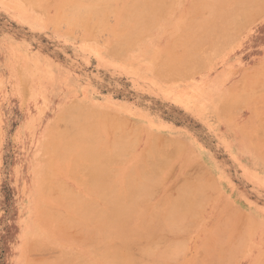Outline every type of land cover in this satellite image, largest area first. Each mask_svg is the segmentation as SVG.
I'll use <instances>...</instances> for the list:
<instances>
[{"label": "rangeland", "instance_id": "374dc122", "mask_svg": "<svg viewBox=\"0 0 264 264\" xmlns=\"http://www.w3.org/2000/svg\"><path fill=\"white\" fill-rule=\"evenodd\" d=\"M29 1L0 0V264L62 262L65 245L39 239L36 226L41 221L40 204L44 198L39 193V183L49 160L44 147L49 138L60 135L58 120L66 122L78 116L72 109L101 113L120 121L123 128L138 136L174 143L165 153L174 159L177 147L179 162L163 190L176 199L174 188L187 176L209 193L200 201L202 205L198 202L192 218L191 214H181L184 217L179 216L180 222L176 218L164 220L179 223L168 228L169 232L162 230L163 242L156 244L158 250L154 253L163 250L169 258L150 255L147 247L152 244L141 238L128 250L133 264H263L264 184L252 178L246 168L264 175V152L255 153L248 146L252 153H242L241 162L234 149L239 150L236 143L244 127L264 114V67H260L264 65V3L245 26L236 25L228 37L217 40L212 33L179 76L153 80L149 72L155 58L153 51L165 49L174 35L170 20L159 22L148 35L137 38L124 56H118L108 49L95 50L87 45L82 26L85 22L70 23V12L62 11L67 0ZM129 2L116 6L124 8ZM188 3L171 0L162 15L175 21ZM60 9L62 19L57 18ZM109 16L107 28L116 26L117 18ZM107 28L93 37L95 45L113 42ZM201 36L206 37V33ZM132 65L134 70H130ZM255 68H260L256 72L260 77L262 71L263 79L252 73ZM252 79L254 83H250ZM235 89L239 92L230 95ZM199 90L213 106L206 116L197 105L190 107L185 102L187 96ZM234 95L238 99L234 100ZM218 108L226 109L218 113ZM143 148L144 141H140L133 149ZM181 172L183 176L179 177ZM159 221L163 219L156 222ZM77 227L71 226L74 230L69 228L66 234L56 230V236H76L73 240L79 241ZM235 234L239 238L234 236L238 239L234 241Z\"/></svg>", "mask_w": 264, "mask_h": 264}, {"label": "bare ground", "instance_id": "6f19581e", "mask_svg": "<svg viewBox=\"0 0 264 264\" xmlns=\"http://www.w3.org/2000/svg\"><path fill=\"white\" fill-rule=\"evenodd\" d=\"M31 1L29 2L31 3ZM126 1L67 0V4H64L66 5L65 10L63 6L62 11H64L63 13L70 12L71 17L68 15L67 18L70 23H76V20L85 22L82 26L85 27L84 34L88 46L95 50L108 49L118 56H124L127 53V48L137 38L140 39L148 35L159 22L164 19L170 20L174 35L170 38L165 49L159 51L154 49L153 51L155 58L151 60L149 70L153 75V80L157 78L169 80L172 76H179V73L183 71L181 69L191 65L189 63H192V57L195 58V52L200 49L203 42L209 39L212 33L217 40L228 37L236 25L245 26L246 22L257 13L256 9L264 3V0H187L188 7L185 8L186 5H184L181 17L172 21L171 18H167L168 16L162 15L167 11L168 3L171 0H128L130 2L124 8L116 6L117 3L124 4ZM48 8L50 9L49 6ZM60 11L61 9L57 10L58 13ZM22 12L26 17L28 16L26 11L22 10ZM60 14L57 16L58 19L63 18V14ZM108 15L117 18L116 26L107 28ZM103 28L110 31L113 42L97 46L94 43V38ZM204 32L206 37L202 38L201 35ZM262 66L264 67V65L260 67ZM255 69L252 73L259 71L257 69L260 68ZM130 70H134V65ZM260 72L263 76L264 73L262 75V71ZM254 75L256 76L257 72ZM255 76L252 75L253 78ZM260 77L258 76L259 79H263L264 76ZM254 82L253 79L250 81V83ZM252 86L254 89L257 88L256 85V88L254 87V84ZM248 87H246L248 89L246 91H249ZM202 91L199 90L198 93L187 96L185 102L190 107L192 104L197 105L202 110L203 116H206L213 106L210 103L211 100L206 98ZM236 91L239 92L235 89V92L231 91L230 95ZM236 98L235 96L234 100ZM258 105L259 103L255 106L259 107L260 105ZM222 109L226 108L215 110L218 113H224ZM71 111L77 113L78 116L71 121L58 120L57 126L61 131L60 135L49 138L44 147L49 160L46 161L43 178H39L41 179L39 193L44 196L40 204V208L43 210L41 221L36 226L41 234L39 239L43 238L48 243L55 241L65 245L61 264H133L134 259L129 248L141 238H144L148 245L152 244L151 247H147L150 255L151 253L162 254L169 258L170 255H166L163 250H159L160 252L157 254L154 253L157 249L156 244L161 243L162 233L166 229L169 232L168 228L179 224L181 214L185 217L191 214L190 218L194 216L193 213L199 208L198 202L208 197L209 193H206L205 186L198 181L195 182L196 180L193 183L192 178L186 176L174 188V194H178L176 199L175 196L171 198L172 194L164 191L163 185L175 163L179 162L177 147H175L177 156L174 159L165 153L170 144L172 146L174 143H167L162 139L159 141L152 136H138L139 134L131 129L132 133H130L129 129L126 130L120 125V121L101 113H89L81 109H72ZM255 113L254 116L258 115ZM260 115L262 114L260 113ZM263 115L260 118L257 116L241 131L242 138L240 142L236 143L239 150L234 149L235 145L232 147L235 156L241 162H244L242 153H252L248 146H251L255 153L257 150L264 152V122L261 121V117L264 119ZM140 141H144V148L142 151H135L133 148ZM246 170L257 182L264 184L263 174L259 175V172L248 167ZM178 175L179 177L183 176V172ZM199 205H202V202ZM171 218H176L178 224L164 221ZM155 219H163L165 223L163 221L156 222L158 220L155 221ZM73 225H77V231H80V236L76 231L79 241L73 240L76 239V236L73 239H61L56 236V230H64L66 234V231ZM182 226L181 228H183ZM187 226L189 225L186 224ZM187 228L189 229V227ZM70 229L74 230V228ZM162 230L164 231L162 232ZM244 231L246 232V230ZM72 232L74 233V231ZM208 233L211 235V232ZM210 235L207 237L209 240L212 237ZM234 236L239 238V235L236 236V234L231 238L234 239ZM231 238L228 240L231 244L238 240L235 238L233 241ZM80 246L82 249L78 250ZM234 250H232L233 253ZM170 252L172 253V251ZM262 255L264 256V252ZM235 258L237 259V257Z\"/></svg>", "mask_w": 264, "mask_h": 264}, {"label": "crops", "instance_id": "0c3cea01", "mask_svg": "<svg viewBox=\"0 0 264 264\" xmlns=\"http://www.w3.org/2000/svg\"><path fill=\"white\" fill-rule=\"evenodd\" d=\"M180 145H187V143H179V146H180Z\"/></svg>", "mask_w": 264, "mask_h": 264}]
</instances>
